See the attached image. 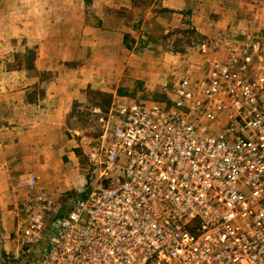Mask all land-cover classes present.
I'll list each match as a JSON object with an SVG mask.
<instances>
[{
    "label": "built area",
    "instance_id": "2783aa9c",
    "mask_svg": "<svg viewBox=\"0 0 264 264\" xmlns=\"http://www.w3.org/2000/svg\"><path fill=\"white\" fill-rule=\"evenodd\" d=\"M225 44L164 103L111 105L82 196L62 203L31 177L19 246L0 264H264V42Z\"/></svg>",
    "mask_w": 264,
    "mask_h": 264
},
{
    "label": "crops",
    "instance_id": "0c3cea01",
    "mask_svg": "<svg viewBox=\"0 0 264 264\" xmlns=\"http://www.w3.org/2000/svg\"><path fill=\"white\" fill-rule=\"evenodd\" d=\"M90 2L89 10L83 4L74 9L54 8L51 16L59 18L58 23L62 18L72 22L63 31L50 22L37 38L35 59L20 72L0 74V177H12V186H21L31 177L41 183L48 178L52 187H58L57 192H78L71 185L62 189L55 179L63 172L71 173L75 166L72 153L65 152L68 145L63 127L73 104L80 103L86 90L96 86L93 66H100L102 72L115 66L118 75H126L140 73L142 64L153 71H159L158 65L169 68L180 64L159 56L152 42L154 36L185 25L194 29L199 39V60H183L190 65L185 77L196 81L208 61L229 56L226 42L235 46L253 37L264 42V0H116L109 7L103 0ZM66 32L68 38L62 36ZM138 34L145 36L138 39ZM201 42L217 46L215 50L210 46L203 55ZM158 84L147 90L164 91L166 97L172 86ZM124 96L119 92L108 109ZM50 152L57 154L53 161L47 158Z\"/></svg>",
    "mask_w": 264,
    "mask_h": 264
},
{
    "label": "rangeland",
    "instance_id": "374dc122",
    "mask_svg": "<svg viewBox=\"0 0 264 264\" xmlns=\"http://www.w3.org/2000/svg\"><path fill=\"white\" fill-rule=\"evenodd\" d=\"M90 1L75 0L72 3L70 0H0V74L9 70L20 72V69L35 59L37 38L42 37L43 30L47 25H50V22H55L62 31L72 22L70 18H62L60 19L61 23H58L59 18L54 19L51 16V11L54 8L74 9L77 4H83L84 8L89 10ZM70 4L73 7L70 8ZM114 4H116V0H103V5L106 7ZM246 22L250 24L251 20L246 19ZM144 34L147 35L145 32ZM144 34H138V39L145 36ZM62 36L68 38V32L62 33ZM153 39L152 43L158 48L155 51H158L159 56H167L166 58L173 59L175 62L179 60L180 64L171 65L169 68L158 65L159 71L150 70L145 67V64H142L138 68L140 73L126 75L121 73L118 75V68L115 66L112 67L113 70L108 68V71L104 72L100 66H93L91 75L97 81L96 86L94 89L86 90V98H83L80 103L73 104L63 127L65 141L68 145L65 152L72 153L74 169L69 166L68 169L71 168V173L63 172L61 177L55 179L56 184L59 183L62 189L66 185H71L79 190L78 192H57L58 187H52L48 178H44L42 183L40 179H36L35 186L38 191H45L62 203L73 195L82 196L90 184L98 180L97 173L94 174L96 171H93L87 161L86 153L94 146L93 142L101 130L102 117L110 104L117 98L118 93L124 94V98L142 97L164 103V91L150 92L147 89L154 86L155 83L162 82L165 87L171 88L185 77L187 69L190 68V65L183 60L191 57L194 58L193 63L199 60L198 49H196L199 39L191 27L180 25L178 28L168 31L167 34L154 36ZM146 52L151 51L147 50ZM157 53H155L156 56ZM192 76L196 77L195 73ZM47 156L50 161L57 158L56 152H50ZM118 180L121 181V177ZM10 183H12V177L10 179L0 177V254L3 257H6V253H13L19 246L17 229L18 231L21 229L24 220L20 211L30 199V193L25 188V184L12 186ZM38 249L39 245L33 249V256L38 252Z\"/></svg>",
    "mask_w": 264,
    "mask_h": 264
}]
</instances>
